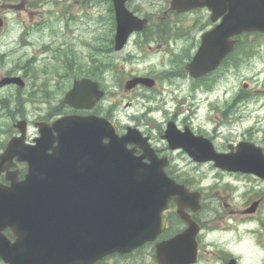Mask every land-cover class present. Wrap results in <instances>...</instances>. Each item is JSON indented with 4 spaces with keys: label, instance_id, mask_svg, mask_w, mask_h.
Here are the masks:
<instances>
[{
    "label": "flooded vegetation",
    "instance_id": "af4514ba",
    "mask_svg": "<svg viewBox=\"0 0 264 264\" xmlns=\"http://www.w3.org/2000/svg\"><path fill=\"white\" fill-rule=\"evenodd\" d=\"M26 1L11 0V5L17 13H23L26 10ZM200 1L124 0V7L136 25H143L144 22L145 25L133 29L122 47L117 50L114 3L113 0H107L110 14L106 13L105 24L111 33L107 38V49L112 47L113 52L115 50L123 55L127 53L126 59L122 57L119 64L121 69L135 64L129 67L133 71L127 73L123 84L126 92L135 93L123 96L124 108L131 112V121L123 127H120L112 116L116 108L102 105L107 101V89L104 84L89 74L74 78L72 83L75 79L89 78L99 84L104 95L90 110L77 109L64 103V96L70 88L54 106L49 103L50 110L45 108L46 102L43 99L46 96L42 97L40 90L49 83L50 78L46 75L41 85H38L32 70L36 67L35 61L41 57L43 59L37 67L38 71L46 72L45 67L53 65L47 54L51 49L58 47L56 40L53 44L51 40L49 45L44 42L36 47L31 58L20 61V57L13 63L15 66L5 73L20 77L22 85L15 83L0 87L17 89L15 98H8L11 104L0 106L6 107L5 110L9 114H18L17 120L26 121L25 142L28 145H34V139L40 134L36 122L51 124L57 118L69 114H95L112 121L119 135L124 134L128 127L135 128L138 132V143L130 142L127 147L134 149L135 156L143 155L142 161L145 163L149 164L152 159L155 162L160 161L166 177L178 186L176 195L170 196L164 206L148 207L145 215H137L141 222L148 220V227L151 229L144 232L147 238L130 250L108 252L88 264H264V177L241 168L230 170L219 167L215 159L207 157L208 150L195 151L193 155L186 151V143L200 137L202 143L205 142L202 138L209 140L215 153L228 155L230 159L240 156L243 160H252L257 153L256 146L264 157V143L261 144L253 138V134L259 129L249 127L241 134L234 132L235 125L241 122V117L246 116L245 113L248 112L238 108V104L246 99L245 94L238 92V89L231 95L230 101H226L224 109L213 105L214 108L200 117L197 125L186 116V109L179 108L186 101L187 77L193 85L196 81L210 80V83L201 85L205 101L219 96L213 78L220 67L238 51L242 37L249 34L233 36L232 39H236L235 46L212 70L198 78L190 76L186 69L187 64L196 54L203 37L226 13L221 12V15L213 20L212 10L208 6H194L184 11L173 8V5L179 3L197 5ZM218 1L220 0H207L209 4ZM60 12L58 10V14ZM196 13H202L203 17L191 24L189 16ZM67 30H71L69 22ZM192 31L198 34L193 39L189 36ZM30 32V29L25 27L20 30L16 37L20 46L32 45L31 41L25 39ZM41 33L47 34L46 31ZM54 33L57 35L56 31ZM178 57L181 60L177 61ZM234 59L232 64L237 65ZM29 77L33 82L28 81ZM136 77H148L152 84L138 82L130 88L126 87V83ZM247 86L248 83L243 82V87L249 89ZM53 89L54 86L44 90L51 93ZM181 90L184 92L179 95ZM140 91L142 93H137ZM170 92L174 96L167 94ZM258 92H264V86ZM207 102L212 105L213 101ZM169 103H173L174 108L169 107ZM31 116L33 119H30ZM235 117L239 120H234ZM31 125L35 128V133L29 136ZM227 133L229 134L225 135ZM18 134L19 132L13 129L11 136ZM52 134L55 135V132L52 131ZM169 139H172L171 142ZM106 140L103 139L104 142ZM56 144L57 141H54L51 145ZM13 161L18 178H22L27 163L18 161L17 158ZM20 165L21 167H18ZM186 166L189 168L186 169ZM5 233L11 240L14 239L9 229H6Z\"/></svg>",
    "mask_w": 264,
    "mask_h": 264
},
{
    "label": "water",
    "instance_id": "95a60500",
    "mask_svg": "<svg viewBox=\"0 0 264 264\" xmlns=\"http://www.w3.org/2000/svg\"><path fill=\"white\" fill-rule=\"evenodd\" d=\"M182 1V0H179ZM200 1V0H196ZM201 0L197 5L176 4L184 11L194 6H208L212 19L226 12L221 21L204 37L187 70L194 77L217 66L236 42L241 32L264 33V0ZM116 12L115 48L119 50L136 25L126 11L124 0H113ZM2 20L0 19V26ZM151 85L148 77L132 78ZM16 83L18 76H3L0 86ZM104 95L99 84L89 78L73 81L64 103L74 108H92ZM39 136L34 145L25 143L26 121L14 126L19 136L10 137L0 153V259L5 264H88L104 254L134 248L147 238L148 220L141 222L148 207L164 206L175 196V186L162 170L160 161L145 163L135 156L130 142L138 143L135 128L119 135L105 117L89 114L65 115L51 124L36 122ZM55 132V135L52 134ZM106 138V142L103 139ZM200 137L186 143V151L208 150V158L226 169L241 168L264 177V157L259 147L252 160L234 159L215 153L209 140ZM170 142L172 139H169ZM57 141V144H51ZM174 146V145H172ZM49 149H51L49 151ZM14 158L27 163V172L18 178L11 170ZM9 228L14 240L4 230Z\"/></svg>",
    "mask_w": 264,
    "mask_h": 264
},
{
    "label": "rangeland",
    "instance_id": "374dc122",
    "mask_svg": "<svg viewBox=\"0 0 264 264\" xmlns=\"http://www.w3.org/2000/svg\"><path fill=\"white\" fill-rule=\"evenodd\" d=\"M25 7V12L17 13L11 5V0H0V18L3 20V24L0 26V77L14 67L13 63L20 57V61H24L27 57L31 58L36 47L44 42H48L49 45L51 40L53 44L56 40L55 43L58 47L51 49L47 54L53 65L46 66V72L38 71L37 67L41 65L43 59L41 57L35 61L36 67H33L32 70L36 75L38 85H41V81L46 75L50 78L49 83L40 90V95L46 96L43 99L46 102L45 108L50 110V104L55 105L65 91L70 88L74 78L89 74L94 79L101 81L107 89V101L102 105H110L112 109L116 108L112 116L118 125L123 127L130 122L129 113L131 112L124 108L123 96L124 94L130 95L132 92H126L123 84L127 73L133 71L129 67L135 66V64H129L126 69H121L119 64L122 62V57L126 59L127 53L123 55L115 50L113 52L112 47L107 49L109 47L107 38L111 36L105 24L106 13L110 14L107 0H61L60 2L27 0ZM58 10L61 11L60 14H58ZM202 17V13L193 14L189 16V22L193 24L194 21ZM68 22L71 26L69 31L67 30ZM24 27L31 31L25 38L27 41H31V46H20L17 42L16 37ZM43 31H46L47 34H42ZM55 31L57 35H55ZM197 35L192 31L189 36L193 39ZM240 43L238 51L220 67L213 78V82L216 81L214 87L218 89L216 93L219 96H213L207 100L213 101L212 105L204 100V89L201 86L202 83H210V80L196 81L193 85L191 79L186 76V101L179 108L186 109V116L192 119L194 125H197L200 117L202 118L213 109V105L224 109L226 101L229 102L231 95L238 89V92H243L246 97L244 102L238 104V108L248 112L245 113L246 116L241 117L242 121L235 125L234 132L241 134L249 127L259 129L253 134V138L263 144L264 92H258V90L264 86V34L249 33L242 37ZM233 59L237 65L232 64ZM179 60L181 58L178 57L177 61ZM226 72L228 74H225ZM103 76L104 80H102ZM28 81L33 82L30 77ZM243 82L248 83L249 89L243 87ZM52 86L54 89L51 93L45 92L44 89L52 88ZM14 88L16 89V87ZM14 88L9 89L8 86L0 88L1 105L11 104V100L17 94V89ZM183 92L184 90H181L178 94H183ZM137 93H142V91ZM167 94L174 96L172 92ZM8 98L11 100L8 101ZM174 106L173 103H169V107L174 108ZM5 108L0 106V147L2 142L4 143L13 133L12 123L18 118L16 116L18 114H9ZM28 110L31 114L33 113L30 109ZM30 119L33 117L31 116ZM234 120L238 121L239 118L235 117ZM205 126L209 127V125ZM34 129L31 125L29 136L35 133ZM188 168L186 166V169ZM0 264L4 263L0 261Z\"/></svg>",
    "mask_w": 264,
    "mask_h": 264
}]
</instances>
